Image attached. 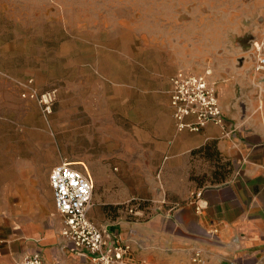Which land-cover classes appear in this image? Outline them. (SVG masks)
Wrapping results in <instances>:
<instances>
[{"label": "rangeland", "instance_id": "obj_1", "mask_svg": "<svg viewBox=\"0 0 264 264\" xmlns=\"http://www.w3.org/2000/svg\"><path fill=\"white\" fill-rule=\"evenodd\" d=\"M263 54L264 0H0V233L58 221L50 175L66 159L91 173L99 220L178 201L155 133L171 76L210 68L218 92L260 107ZM29 79L58 90L51 112L21 96ZM2 247L0 264H21Z\"/></svg>", "mask_w": 264, "mask_h": 264}, {"label": "crops", "instance_id": "obj_2", "mask_svg": "<svg viewBox=\"0 0 264 264\" xmlns=\"http://www.w3.org/2000/svg\"><path fill=\"white\" fill-rule=\"evenodd\" d=\"M170 90L165 94L166 127L157 125L155 133L163 135L157 137L165 148L164 179L183 180L178 201L157 205L160 210L153 216H128L122 225L89 213L91 219L130 239L137 264H191L196 248H202L209 264H264V103L258 107L253 98L232 89L217 91L226 130L214 123L199 131L179 130ZM200 178L202 185L194 181ZM189 185L194 187L185 189ZM24 224L0 233L6 256L20 259L39 251L50 264L82 261L72 243L60 247L61 215L44 229Z\"/></svg>", "mask_w": 264, "mask_h": 264}, {"label": "built area", "instance_id": "obj_3", "mask_svg": "<svg viewBox=\"0 0 264 264\" xmlns=\"http://www.w3.org/2000/svg\"><path fill=\"white\" fill-rule=\"evenodd\" d=\"M257 61L258 69L264 70V54ZM211 74L210 68L202 74L185 69L171 76V105L179 130L199 131L207 123L217 124L226 130L220 97ZM22 85L23 98L33 99L41 104L45 112H51L57 98L56 88L41 92L32 79ZM188 117L193 120H187ZM51 171L54 204L64 223L60 231L64 242L60 247L65 249L72 243L76 256L82 259L72 264H137L130 239L112 232L109 224L99 225L91 219L89 213L94 193L91 173L80 170L67 159ZM130 213L143 215L137 205L130 207ZM192 254L191 264H209L202 248L194 249ZM20 259L21 264H50L39 251L24 253Z\"/></svg>", "mask_w": 264, "mask_h": 264}]
</instances>
